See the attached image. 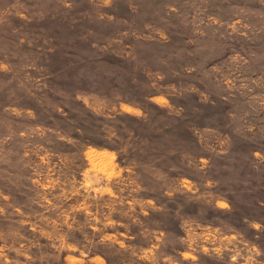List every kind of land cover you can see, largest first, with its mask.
<instances>
[{
	"label": "rangeland",
	"instance_id": "obj_1",
	"mask_svg": "<svg viewBox=\"0 0 264 264\" xmlns=\"http://www.w3.org/2000/svg\"><path fill=\"white\" fill-rule=\"evenodd\" d=\"M0 264H264V0H0Z\"/></svg>",
	"mask_w": 264,
	"mask_h": 264
}]
</instances>
